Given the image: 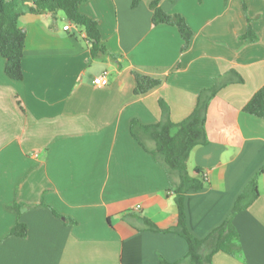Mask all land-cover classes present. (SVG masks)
Listing matches in <instances>:
<instances>
[{"label":"crops","instance_id":"crops-1","mask_svg":"<svg viewBox=\"0 0 264 264\" xmlns=\"http://www.w3.org/2000/svg\"><path fill=\"white\" fill-rule=\"evenodd\" d=\"M151 1L135 8L132 0L80 5L115 60L88 63L83 33L60 13L18 18L25 33L20 82L5 76L0 56V264L183 260L181 237L143 222L159 230L176 225L177 176L137 144L129 126L160 123V100L169 120L180 123L198 94L229 71L243 83L227 85L209 102L207 144L187 161L204 187L184 198L186 227L205 238L256 177L257 198L232 219L240 253H215L211 264H264V117L242 112L264 86V0H161L160 8L182 16L192 31L184 52L175 27L152 24ZM248 24L256 42L240 39ZM104 71L107 86L94 85ZM133 71L160 86L135 96ZM13 203L27 206L18 218L7 209ZM16 223L25 226L24 238L7 236Z\"/></svg>","mask_w":264,"mask_h":264},{"label":"trees","instance_id":"trees-1","mask_svg":"<svg viewBox=\"0 0 264 264\" xmlns=\"http://www.w3.org/2000/svg\"><path fill=\"white\" fill-rule=\"evenodd\" d=\"M84 0H0V56L4 60L5 76L15 82L23 79L22 59L25 42V33L18 26V18L24 14L37 16H50L62 13L66 20L72 23L83 33L84 40L89 46L88 63L115 56L107 53L100 37L97 22L79 11ZM161 0H152L149 7L152 11L151 22L153 25H168L175 27L182 40L181 52L188 49L192 31L180 15H169L160 6ZM199 2L201 0H198ZM141 0H132V8H135ZM245 10V7H243ZM247 22L249 23L248 19ZM245 43L256 42L257 37L250 25L247 31L240 37ZM135 87L133 94L143 96L155 88L161 82L150 76L132 72ZM242 78L234 71L220 75L213 86L202 90L196 100L195 107L190 115L178 124L172 123L169 118L168 106L159 101L162 113V121L154 125H142L132 120L129 126L131 137L137 144L155 161L165 169L167 175H176L178 183L173 186V201L177 211L176 225L168 230H159L148 220H143L146 228L153 232H173L181 237L187 246V252L183 260L176 263H167L161 260L159 264H211L215 253L222 252L229 256L240 253L238 246V234L232 225L233 217L240 211L245 210L257 198L256 177L251 179L234 202L230 214L220 226L212 230L205 238L197 239L192 236L186 227L184 211V198L188 193L201 191L204 182L197 176L200 170L194 169L192 175L187 170V161L191 151L197 146H205L207 137L205 133V120L209 102L224 87L230 84H242ZM242 112L254 117H264V86L260 88L243 107ZM151 142L152 148H148L145 142ZM24 204L13 203L7 206L17 218L21 210L26 208ZM9 237L24 238L26 228L16 223L7 234Z\"/></svg>","mask_w":264,"mask_h":264},{"label":"built area","instance_id":"built-area-1","mask_svg":"<svg viewBox=\"0 0 264 264\" xmlns=\"http://www.w3.org/2000/svg\"><path fill=\"white\" fill-rule=\"evenodd\" d=\"M68 29H69V27L66 28V30H68ZM107 75H108V73L106 71H104L101 74V76H99L93 80V84L97 85V86H101V87L107 86V84H108Z\"/></svg>","mask_w":264,"mask_h":264},{"label":"rangeland","instance_id":"rangeland-1","mask_svg":"<svg viewBox=\"0 0 264 264\" xmlns=\"http://www.w3.org/2000/svg\"><path fill=\"white\" fill-rule=\"evenodd\" d=\"M58 16H59V15H58ZM60 16H61V17H60L61 19L66 20V18L64 17V15H63L62 13H60ZM58 18H59V17H58ZM58 22H59V20H58ZM61 23H63V21H62ZM99 60H101V59H99ZM100 68H101V69H105V68L103 67L102 64L100 65ZM106 72H107V71H106Z\"/></svg>","mask_w":264,"mask_h":264}]
</instances>
